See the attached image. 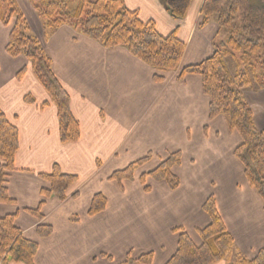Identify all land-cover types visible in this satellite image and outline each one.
<instances>
[{
    "label": "crops",
    "instance_id": "crops-1",
    "mask_svg": "<svg viewBox=\"0 0 264 264\" xmlns=\"http://www.w3.org/2000/svg\"><path fill=\"white\" fill-rule=\"evenodd\" d=\"M203 1L193 0L187 16L176 20L163 0H124L142 21H154L160 34L177 29L186 45L180 68L160 72L165 81L158 82L156 69L124 46L105 47L69 24L46 35L32 1L17 0L27 20L26 11L32 14L35 36L70 95L81 132L80 139L70 143L60 140L57 109L31 62L6 51L14 20L0 22V109L19 131L16 170L7 181L15 202L0 203V217L16 214L15 223L25 237L38 242L35 264H119L128 255L137 258L149 252L154 253L152 264H165L178 248L177 228L195 244L202 243L198 230L210 223L203 205L211 195L234 238L235 260L264 250V200L235 155L242 137L222 115L210 119V97L201 75L178 78L183 67L215 52L222 33L215 20L203 22ZM29 94L34 103L25 101ZM243 94L256 126L264 130V87ZM175 151L182 156L172 169L180 179L177 188L150 176L145 184L140 181ZM149 153L155 156L143 163L139 181L110 179L114 171ZM55 163L78 177L64 200L41 193L51 188L41 174L51 172ZM96 194H103L107 205L92 215ZM43 200L42 218L27 210ZM39 224L51 225L52 234L41 237ZM214 264H230V259Z\"/></svg>",
    "mask_w": 264,
    "mask_h": 264
},
{
    "label": "trees",
    "instance_id": "trees-1",
    "mask_svg": "<svg viewBox=\"0 0 264 264\" xmlns=\"http://www.w3.org/2000/svg\"><path fill=\"white\" fill-rule=\"evenodd\" d=\"M43 22L45 34L63 24L72 25L82 34L99 41L105 47L124 46L134 56L156 69L154 75L158 82L165 81L160 72L180 68L186 45L180 40L177 29L167 36L160 34L154 21L144 22L137 11H131L124 0H31ZM167 12L173 19H184L193 0H163ZM203 22L215 20L225 37L216 44L215 52L202 62L183 67L178 78L188 74L202 76L203 90L210 97L209 117L222 115L229 128L237 131L242 142L236 148V157L244 164L247 180L264 200V130L254 121L252 108L244 98V90L255 85L264 87V0H204L201 7ZM14 20L6 51L16 57L23 55L30 60L32 69L50 96L57 109L60 125V140L63 143L80 139V125L71 109V99L53 70L48 56L39 39L30 32V26L17 0H0V22L8 25ZM239 54V55H238ZM232 57L237 67L232 70L228 60ZM24 71H20V77ZM25 101L34 103L32 95ZM19 148L18 128L10 122L0 109V203H14L9 196L7 181L11 171L16 170L15 157ZM149 155L116 170L112 180L123 182L133 180L135 168L143 164ZM181 152H172L155 169L143 173L140 181L145 184L146 177L165 180L173 189L180 185V179L172 169L181 162ZM51 188H43L44 197L57 195L64 200L68 191L76 184L78 177L64 173L55 163L51 172L42 173ZM146 190L149 186H145ZM27 210L42 218L41 207ZM107 205L103 194H96L89 213L102 212ZM210 217V223L198 230L202 243L197 245L189 234L181 228L176 252L165 264H214L227 260L232 255L234 238L226 228L216 205L214 195L208 197L203 205ZM16 214L0 217V264L24 262L35 264L34 258L38 242L25 237L16 225ZM37 232L48 237L53 227L39 224ZM154 253L142 254L137 258L128 255L119 264H152ZM234 264H264V250L253 258L238 257Z\"/></svg>",
    "mask_w": 264,
    "mask_h": 264
},
{
    "label": "rangeland",
    "instance_id": "rangeland-1",
    "mask_svg": "<svg viewBox=\"0 0 264 264\" xmlns=\"http://www.w3.org/2000/svg\"><path fill=\"white\" fill-rule=\"evenodd\" d=\"M77 1V0H76ZM94 1V0H93ZM26 14L28 15V24H30V32L33 34V35H36V27H35V25H34V23H33V20H32V14L31 13H29L28 11H26ZM38 14V13H37ZM225 37V35H224V32H222L218 37H217V40L215 41V42H218V44L220 43V41L223 39ZM239 55V54H238ZM20 56V55H19ZM27 58V57H26ZM28 59V58H27ZM228 60V63H229V66H230V68L232 69V70H235L236 69V67H237V61H235V59H233L232 57H229V59H227ZM30 61V60H29ZM252 90H256L257 88H255V85L254 86H251L250 87ZM150 155H149V157L151 156V158L152 157H154L155 155H154V153H149ZM170 155V154H169ZM145 156V155H144ZM148 155H146L145 157H147ZM145 157H143V158H145ZM142 159V158H141ZM146 163V161L144 162V164ZM142 166H143V164H141V165H138V166H136V168H135V175H134V178L137 180V181H139V175H140V173L142 172V170H143V168H142ZM156 168V167H155ZM154 168V169H155ZM153 170V169H152ZM151 170V171H152ZM145 171H147L146 169H145ZM148 172H150V171H148ZM113 174V173H112ZM111 179V178H110ZM134 179V180H135ZM38 207H40V205L38 206ZM44 207V204H43V206L41 207V213H42V208ZM43 214V213H42ZM235 258L236 257H234V255H231L230 256V264H234L235 263Z\"/></svg>",
    "mask_w": 264,
    "mask_h": 264
}]
</instances>
